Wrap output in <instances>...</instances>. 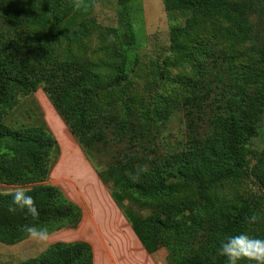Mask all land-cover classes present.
<instances>
[{
    "label": "trees",
    "instance_id": "obj_1",
    "mask_svg": "<svg viewBox=\"0 0 264 264\" xmlns=\"http://www.w3.org/2000/svg\"><path fill=\"white\" fill-rule=\"evenodd\" d=\"M19 1L0 0V183H34L25 191L33 197L39 217L33 220L21 209L10 211L15 207L12 193L0 192L1 243L15 245L28 238L25 226L48 234L75 228L80 221V209L45 182L50 155L56 150L52 134L42 123L6 122L18 96L38 88L90 158L102 183L112 186V199L146 249L164 247L176 264H226L216 251L226 236L243 232L264 239V216L257 214L252 195L231 203L213 192L225 183L245 181L264 193V176L257 172L264 148L251 145L264 138V0H162L176 44L180 38L187 41L188 29L196 26L212 24L216 32L194 47L202 50L196 55L202 57L198 78H185L182 92L160 97L153 108L140 110L112 100V93L128 77L123 51L117 50L114 76L102 85L90 59L60 47L61 41L69 43L87 34L86 20L95 0H50L42 27L32 21V9ZM178 5L188 8L180 10ZM179 16H184V25ZM232 29L239 34L237 45L247 48L241 54L250 57L244 65L239 62L241 66L235 65L234 52L220 47L219 33L232 41ZM111 34L114 43L119 42L117 32ZM174 111L184 113L180 148L170 153L150 148L155 131ZM111 143L123 147L101 170L95 162L96 148L115 147ZM185 183L198 187L193 186L183 203L176 186ZM125 201L140 209H130ZM147 208L153 213L142 216ZM252 215L255 223L248 222ZM92 259L86 242H55L17 264H92Z\"/></svg>",
    "mask_w": 264,
    "mask_h": 264
},
{
    "label": "rangeland",
    "instance_id": "obj_2",
    "mask_svg": "<svg viewBox=\"0 0 264 264\" xmlns=\"http://www.w3.org/2000/svg\"><path fill=\"white\" fill-rule=\"evenodd\" d=\"M49 1L20 0L19 4L22 5L25 2L24 6L29 10L30 8L32 9L34 17L31 18L32 21L38 20L39 27H42L45 25V20H47L45 9ZM187 8L188 5H178V9L180 10ZM178 22L184 25V16H179ZM86 24L89 27L87 34L81 36L79 39L72 38L69 43L61 41L60 47L69 49L78 55L90 59L96 65L97 71L102 77V85H106L114 76V67L119 62L117 50L123 51L128 77L111 96L115 103L123 104L127 102L137 110H140V108H153L160 100V97L168 96V94L172 93L175 94L176 91L182 92L184 89L182 80L185 78L194 77V80L197 79L198 75L196 76V71L199 69L202 57H196V55L202 50L196 51L194 47L200 39L209 40L212 35L211 32H216L212 24L200 25L199 28L196 26L190 28V30L188 29L190 38L187 41L184 38L178 39L177 45L176 40L175 42L171 40L170 23L164 12L162 0H130L125 4H119L118 0H95L94 11L87 17ZM112 30L117 32L119 42L116 40L114 43L115 38L112 37ZM217 30L220 31V27ZM237 32L234 29L231 30L232 35H234L232 41H226L223 39L226 36H222L219 33L222 37L220 47L230 54L234 52L233 54L237 62L235 65L241 66L249 62L250 57L249 55L241 54L247 48L237 45L239 41V34ZM222 33H225V31L222 30ZM176 46L179 48V53H176ZM239 62H241V65L238 64ZM17 101L16 107L10 112L6 118V122L15 125L25 124L33 126L41 123L45 125L54 137L57 150V152L55 150L50 155L52 157V164L45 182L57 187L70 201L80 207L82 213V210L84 211L87 208L82 201L83 197H85L84 190L80 188L75 177L64 169L62 157L65 152L64 150L68 148V144L72 143L92 175L98 178L92 161L69 132L42 88H38L35 92L28 95L18 96ZM185 129L184 113L182 111H174L165 124L160 125L159 130L155 131L156 140L149 144L150 148H157L161 153L176 152V149L180 148L179 141L185 137ZM262 130H264V121L262 123ZM113 145H115L113 148H96L97 156L95 162L101 170L105 169L106 164L111 161V157L117 155L118 151L123 147L121 144L117 146L116 144ZM251 145L260 149L264 148V138L252 140ZM111 162H113V159ZM257 172L264 176V162L257 165ZM173 181H176V179ZM33 184L0 183V192L13 193L17 187H22L25 190ZM194 185L198 187L197 184ZM194 185L185 183L181 187L176 186L177 194L181 198L180 201L183 203L187 202L186 198L192 195ZM102 186L107 194L111 196L112 186L103 183ZM260 190L257 185L244 181L241 183H225L214 188L213 192L219 199H224L231 203H237L241 199L252 195L257 206L256 212L263 217L264 193ZM174 191L176 193V189ZM125 203H127L130 209H140L134 203L132 204L129 201H125ZM115 210L117 217L122 220L125 229L115 224L113 232H110L111 235H114L115 238L116 236L123 235L124 239V234H130L129 238L135 243L136 247L145 252L147 259H156L158 264H176L175 260L168 258V252L164 247H150L146 249L133 234L122 210L117 206ZM152 213L153 209L151 208L142 209V216L146 217ZM186 213L187 210L179 214V222L183 221ZM80 222L75 228H63L52 233H43L37 236L30 234L28 238L15 245H7L0 242V264H17L23 260L36 257L54 242H70L81 239L77 235L79 228H82ZM104 238L105 236H102L99 239L96 235L91 240L94 241V244L97 243V247L94 248L95 259H103V253H101L102 243L105 247L110 248L106 245V239ZM126 243V240H123L121 246ZM115 247L110 249L113 258L110 256L109 249H107L109 258L106 259H126V254L124 253H119L114 257V253L116 252Z\"/></svg>",
    "mask_w": 264,
    "mask_h": 264
},
{
    "label": "crops",
    "instance_id": "obj_3",
    "mask_svg": "<svg viewBox=\"0 0 264 264\" xmlns=\"http://www.w3.org/2000/svg\"><path fill=\"white\" fill-rule=\"evenodd\" d=\"M67 147L68 148L64 150L65 152L62 157L64 169L67 170L69 174L75 177L80 188L84 190L85 197H83L82 201L85 207H87L86 210H82V218L80 215L81 222H79L82 228H79V230L77 231V235L80 236L81 239L75 241L86 242L90 245L93 258L92 264H158L156 259H147L145 252L142 249L136 247L135 243L129 238L130 234H124V239L123 235L116 236L115 238L114 235L110 234V232H113V227L115 224L125 229L122 220L116 215L115 209L117 205L112 199V197L109 196L104 190L101 183L102 181L100 179L98 180L99 177L96 178L92 175L84 160L81 159L80 154L78 153L75 146L70 143ZM75 205L80 209L77 204ZM96 235L99 239L100 237L105 236L104 239H106V245L110 247L107 248L102 243L101 253H103V259H95L94 256V248L97 247V243L94 244V241L91 240ZM123 240H126V246H121ZM112 247H115L116 249L114 257L117 256L119 253H124L126 254V259H106L109 258L107 249H109L110 256L111 258H113L112 252L110 251Z\"/></svg>",
    "mask_w": 264,
    "mask_h": 264
},
{
    "label": "clouds",
    "instance_id": "obj_4",
    "mask_svg": "<svg viewBox=\"0 0 264 264\" xmlns=\"http://www.w3.org/2000/svg\"><path fill=\"white\" fill-rule=\"evenodd\" d=\"M11 195L15 207L10 208V211L25 210L26 215L33 220L38 219L39 211L31 195L22 187H17ZM256 220L255 215L248 217L249 223H255ZM25 230L33 236L43 234L42 230L38 231L34 226H25ZM216 251L218 256L225 258L226 264H264V239L247 233L226 236Z\"/></svg>",
    "mask_w": 264,
    "mask_h": 264
}]
</instances>
